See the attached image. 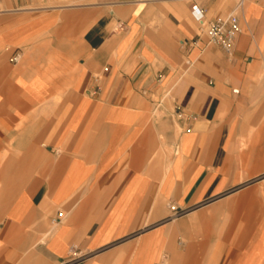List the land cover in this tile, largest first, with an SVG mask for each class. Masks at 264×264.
<instances>
[{
    "label": "crops",
    "instance_id": "crops-1",
    "mask_svg": "<svg viewBox=\"0 0 264 264\" xmlns=\"http://www.w3.org/2000/svg\"><path fill=\"white\" fill-rule=\"evenodd\" d=\"M236 2L0 0V264H264V0L204 35Z\"/></svg>",
    "mask_w": 264,
    "mask_h": 264
},
{
    "label": "built area",
    "instance_id": "built-area-1",
    "mask_svg": "<svg viewBox=\"0 0 264 264\" xmlns=\"http://www.w3.org/2000/svg\"><path fill=\"white\" fill-rule=\"evenodd\" d=\"M244 0H237L235 9L225 16L210 22L204 30V35L208 43L221 48L226 54H231L233 50L234 38L240 32L239 15L236 9L241 8ZM19 58V53L15 52L12 61Z\"/></svg>",
    "mask_w": 264,
    "mask_h": 264
}]
</instances>
